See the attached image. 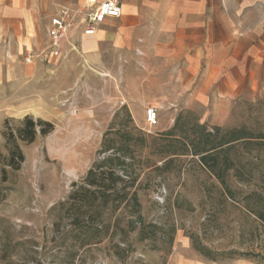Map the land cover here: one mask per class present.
<instances>
[{
	"label": "rangeland",
	"instance_id": "1",
	"mask_svg": "<svg viewBox=\"0 0 264 264\" xmlns=\"http://www.w3.org/2000/svg\"><path fill=\"white\" fill-rule=\"evenodd\" d=\"M38 65L45 70L59 66L27 63L25 54L0 58V70ZM71 71L76 76L79 70ZM193 71L97 70L91 88L75 82L65 89L50 84L47 76L40 92L0 89V264H264L261 223L239 201L227 198L198 161L180 157L167 169L152 167L162 165L156 149L160 135L182 112L210 128L264 131V70ZM229 80L239 81L235 94ZM39 101L41 106L33 107ZM149 107L158 110L152 128L145 121ZM25 114L53 124L54 130L32 144L19 142L25 161L19 171L7 168L4 179L5 123L9 120L8 128L16 130ZM106 135L107 144L130 148L128 170L136 181L129 191L137 192L142 206L144 241L139 228L123 240L113 233L117 219L126 228L134 218L125 205L102 208L101 219H92L91 227L88 221H74L78 203L71 194L94 164L112 155L103 152ZM258 170L264 172V157ZM118 175L130 180L122 170ZM259 176L250 186L229 182L233 190L249 193L264 188ZM192 238L217 260L197 252Z\"/></svg>",
	"mask_w": 264,
	"mask_h": 264
},
{
	"label": "crops",
	"instance_id": "2",
	"mask_svg": "<svg viewBox=\"0 0 264 264\" xmlns=\"http://www.w3.org/2000/svg\"><path fill=\"white\" fill-rule=\"evenodd\" d=\"M118 1L119 19L106 20L94 36L73 28L55 59L42 55L50 52L51 20L62 6L80 8L85 0H0V58L32 52L31 64L59 65L0 70V89L40 92L47 76L65 89L75 82L91 88L97 70H264V0ZM228 83L235 94L239 81Z\"/></svg>",
	"mask_w": 264,
	"mask_h": 264
},
{
	"label": "trees",
	"instance_id": "3",
	"mask_svg": "<svg viewBox=\"0 0 264 264\" xmlns=\"http://www.w3.org/2000/svg\"><path fill=\"white\" fill-rule=\"evenodd\" d=\"M5 124L7 157L2 169L4 179L7 168L19 171L25 161L19 142L32 144L38 135L45 137L54 130L53 124L41 119L35 120L30 116L21 120L16 130L8 128L9 120ZM107 137L108 135L103 143V152H112V155L94 164L83 185L78 186L70 196V199L78 203V208L74 210V221H88V226L91 227L92 219H101L102 208L110 206L117 210L125 205L134 211V218L128 220L126 228H123L117 219L113 233L119 232L123 240L128 232H134L139 228L140 240L144 241L148 239V234L141 214L142 206L137 192L129 191L135 186L136 181L128 170L127 157L131 154L130 148L126 144L111 146L107 144ZM156 149L162 165L158 166L159 163H155L152 166L154 170L167 169L180 157H191L198 161L201 167L219 182L227 198L239 201L243 208L261 223L264 236V188L256 186L249 193H244L241 190H233L229 182L234 179L241 187L250 186L256 180L257 173H260L258 178L264 179V172L258 170L264 157V131L255 132L246 127L229 130L220 127L210 128L206 124H201L193 113L188 111L180 113L174 127L160 135ZM114 162L117 164L112 166ZM108 164L110 166L105 170V165ZM118 170H122L130 182L119 176ZM171 232L174 233L175 228ZM192 239L194 249L204 258L213 262L217 260L216 254L207 246Z\"/></svg>",
	"mask_w": 264,
	"mask_h": 264
},
{
	"label": "built area",
	"instance_id": "4",
	"mask_svg": "<svg viewBox=\"0 0 264 264\" xmlns=\"http://www.w3.org/2000/svg\"><path fill=\"white\" fill-rule=\"evenodd\" d=\"M122 16V6L118 0H85L80 8L62 6L57 15L51 20L48 31V54L43 56L59 59L61 45L66 41L73 28H82L86 36H94L99 27L108 19H119ZM35 55L27 53L26 62L32 63ZM158 110L150 107L146 110L145 121L149 127L158 124Z\"/></svg>",
	"mask_w": 264,
	"mask_h": 264
},
{
	"label": "bare ground",
	"instance_id": "5",
	"mask_svg": "<svg viewBox=\"0 0 264 264\" xmlns=\"http://www.w3.org/2000/svg\"><path fill=\"white\" fill-rule=\"evenodd\" d=\"M106 76V75H105Z\"/></svg>",
	"mask_w": 264,
	"mask_h": 264
}]
</instances>
